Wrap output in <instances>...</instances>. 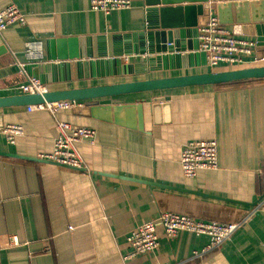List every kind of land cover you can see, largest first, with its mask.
<instances>
[{"label":"crops","instance_id":"0c3cea01","mask_svg":"<svg viewBox=\"0 0 264 264\" xmlns=\"http://www.w3.org/2000/svg\"><path fill=\"white\" fill-rule=\"evenodd\" d=\"M156 2L132 0V8L106 15L93 11L90 0H0V9L15 5L26 15L25 25L13 23L0 32V97L23 94L19 87L32 78L56 91L212 71L198 38L210 15L220 18V1L210 0L209 13L197 8L203 2L170 5L182 8L171 14L173 45L180 47L173 55L182 58H174L169 69L89 75V61L116 59L118 69L137 65L149 32L168 39ZM186 6H195L190 17ZM235 10L226 9L221 24L254 40L249 65H264L256 30L264 21L254 22L248 6L247 21L237 22ZM34 41L41 46L27 53ZM74 102L56 114L0 108V264H264V79L113 97L111 106L142 107L141 127L132 125L130 109L122 111L128 124L78 114L88 107ZM59 121L96 130L94 141L76 144L84 170L30 159L54 151ZM9 124L24 130L13 144L4 133ZM201 139L217 141L219 167L186 177L182 148ZM162 212L240 226L200 256L195 252L208 244L207 235L183 230L169 238L159 228L156 250L130 256V232Z\"/></svg>","mask_w":264,"mask_h":264},{"label":"built area","instance_id":"2783aa9c","mask_svg":"<svg viewBox=\"0 0 264 264\" xmlns=\"http://www.w3.org/2000/svg\"><path fill=\"white\" fill-rule=\"evenodd\" d=\"M93 11L106 15L132 8V0H90ZM13 23L26 24V15L15 5L0 9V32ZM199 49L207 57V65L211 68L220 66L236 67L251 64L256 48V42L246 37L234 36L221 24L216 15H210L207 23L199 28ZM40 42L28 44V52L32 53ZM19 89L23 94L48 91L47 87L36 78L22 84ZM74 101H58L52 103L30 105L28 110H49L53 114L63 109L75 106ZM59 135L55 140L54 151L43 155L42 158L68 165L74 168H84V160L76 148L82 141H94L96 130L85 126H74L68 122H58ZM20 124H9L4 133L9 143H15L16 137L23 134ZM180 163L186 177L193 178L200 169H217L219 167L218 143L213 139L191 140L187 142L181 152ZM240 224H217L196 220L192 217L174 212H162L157 218L140 224L133 229L127 239L132 247L130 256L142 255L156 250L159 246L158 229L162 228L169 238H174L180 231H189L197 235H207L209 242L201 252L195 256L211 252L229 240Z\"/></svg>","mask_w":264,"mask_h":264},{"label":"water","instance_id":"95a60500","mask_svg":"<svg viewBox=\"0 0 264 264\" xmlns=\"http://www.w3.org/2000/svg\"><path fill=\"white\" fill-rule=\"evenodd\" d=\"M212 1H220L216 3V7L220 17L219 18L220 22L221 21L223 22L224 17H226V12H227L226 9L230 8L231 6H234L236 9L235 18L237 22H240L242 21V19H244L243 9L246 10L247 12L248 6L252 8L251 13L253 14L254 22L264 21V16L260 15L261 10H263L264 8V0H252L250 3L243 2L242 0H236V2H234L233 4H231L230 2H228L229 4H224L223 2H221L226 0H212ZM181 2H189V3L203 2L205 3V5L204 6L199 5L197 6V8L205 9L206 13H209L211 8L210 0H159V1L157 0V2L153 4L162 5L160 10H158L160 11V16L162 19V22L159 26L164 29H168V39L167 40L164 39V35L163 38H161L160 31H155L154 34L152 32H149L148 39H143L141 41V48L140 50H138V53L139 55H141L140 56L141 58L137 65L120 66V69H118V65L120 61L116 59H111V60L102 59L98 61H89L85 63V66H88L90 70L89 75L95 78V77L113 76L117 74H129V73L133 74L135 72L136 73L144 72V71L150 72V71H157L162 69H166V70L169 69L170 63L174 58H177V60L182 58V56H179V54H176V56L173 55L176 49L179 50L180 47L177 43L173 45L174 41H173L172 29L176 25H174V23L171 22V14L177 11L182 12V8H174L170 6L173 3H181ZM184 10L186 11L188 17H190V15L195 11V6H186ZM246 21L247 20L242 22H246ZM256 30L258 34L257 44L259 47H264V27H262L261 25H257ZM247 31L248 30L244 28V32L248 33ZM250 32L252 34H255V31L253 30ZM161 53L164 54L161 55ZM186 57L190 59L193 58L192 55H188ZM253 79H264V65H254V66L234 68V69L221 70V71L190 73V74H183V75H176L169 77H159V78L150 77L142 80H133L127 82L101 84V85L81 87V88L47 91L43 94H39V93L15 94L11 96L0 97V108H6L12 106H30V105L58 102V101H83L88 107L86 108L87 111H84L83 108L81 110L76 111L77 113L79 112L78 114L84 115L85 112H88L91 114V116L97 118H103L106 120H115L117 122H125L129 124L128 119L127 120L125 119L122 111L125 109H130L134 112V124H132L131 122L130 124L141 127L142 118H143L142 107L140 105H131L127 107L111 106L110 104L112 103L113 97L124 94L153 93V92L173 90L178 88L210 86V85H218V84H225L232 82L248 81ZM164 99L166 98L159 97L156 98V101H160V100L162 101ZM111 114H116L115 119L112 118L113 116ZM30 159H35L42 162H49L60 166L71 167L45 158L41 159L38 157H34ZM78 169L84 170L83 168H78Z\"/></svg>","mask_w":264,"mask_h":264},{"label":"rangeland","instance_id":"374dc122","mask_svg":"<svg viewBox=\"0 0 264 264\" xmlns=\"http://www.w3.org/2000/svg\"><path fill=\"white\" fill-rule=\"evenodd\" d=\"M233 69L234 68H242V67H240V66H236V67H232ZM221 70V68H214V69H212V71H220Z\"/></svg>","mask_w":264,"mask_h":264},{"label":"trees","instance_id":"16d2710c","mask_svg":"<svg viewBox=\"0 0 264 264\" xmlns=\"http://www.w3.org/2000/svg\"><path fill=\"white\" fill-rule=\"evenodd\" d=\"M248 66H252V65H247V66H240V67H248ZM230 68H232V67H230Z\"/></svg>","mask_w":264,"mask_h":264}]
</instances>
